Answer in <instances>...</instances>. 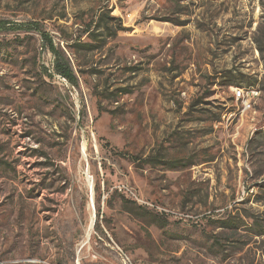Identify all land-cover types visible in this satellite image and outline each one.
<instances>
[{"label":"rangeland","instance_id":"rangeland-1","mask_svg":"<svg viewBox=\"0 0 264 264\" xmlns=\"http://www.w3.org/2000/svg\"><path fill=\"white\" fill-rule=\"evenodd\" d=\"M0 23V264H264V0H0Z\"/></svg>","mask_w":264,"mask_h":264},{"label":"trees","instance_id":"trees-1","mask_svg":"<svg viewBox=\"0 0 264 264\" xmlns=\"http://www.w3.org/2000/svg\"><path fill=\"white\" fill-rule=\"evenodd\" d=\"M106 15H107V14H105V13H102V14L100 15V17H99V19H98V21H97V23H96V25H95V29H96V30H100V28H102V26H101L100 24L103 23V22H105V23L108 25V22L106 21L107 19H105V18L107 17ZM5 28H7V24L0 23V30L5 29ZM103 28H106V29H107V26H106V27H103ZM44 38H45L46 40L49 41V45H50V49H51V51H52L55 55L58 56L59 53H58V51L54 48V46H53L52 42L50 41L49 37H48L47 35H44ZM56 68H57V70H58V71H59L64 77H66L69 81H71V82L74 83V79H73V77H72V73H71L69 67H67L66 64L62 65L60 62H57V63H56Z\"/></svg>","mask_w":264,"mask_h":264},{"label":"built area","instance_id":"built-area-1","mask_svg":"<svg viewBox=\"0 0 264 264\" xmlns=\"http://www.w3.org/2000/svg\"><path fill=\"white\" fill-rule=\"evenodd\" d=\"M235 92V96L237 99H244L245 98V94H238V90H234ZM247 97H250L251 94H246ZM124 262L125 264H130V259L127 256H124Z\"/></svg>","mask_w":264,"mask_h":264},{"label":"bare ground","instance_id":"bare-ground-1","mask_svg":"<svg viewBox=\"0 0 264 264\" xmlns=\"http://www.w3.org/2000/svg\"><path fill=\"white\" fill-rule=\"evenodd\" d=\"M238 94H245V92L241 89V90H238ZM247 94H250V93H247Z\"/></svg>","mask_w":264,"mask_h":264}]
</instances>
